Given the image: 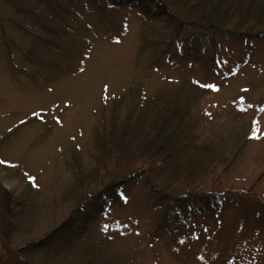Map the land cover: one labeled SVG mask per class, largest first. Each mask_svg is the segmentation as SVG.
I'll list each match as a JSON object with an SVG mask.
<instances>
[{
	"label": "rangeland",
	"instance_id": "1",
	"mask_svg": "<svg viewBox=\"0 0 264 264\" xmlns=\"http://www.w3.org/2000/svg\"><path fill=\"white\" fill-rule=\"evenodd\" d=\"M165 1L186 22L264 27V14L230 10L234 0H219L217 9L210 0ZM57 2L64 8L0 0L2 222L22 264H264V206L246 189L264 196V37L231 40L188 28L153 58L140 7ZM39 17L64 24V34L48 33ZM191 39L198 43L192 51ZM210 82L218 91L202 87ZM181 105L189 111L183 136L195 143L174 152L165 164L170 176L163 172L157 183L174 197L217 191L235 197V206L225 201L188 215L186 205L161 201L140 177L95 211L100 188L126 173L105 168L112 155L147 147L159 128L177 123L164 120ZM122 131L123 144L113 145ZM230 186L246 188L220 192ZM73 211L78 223L61 238L30 247ZM165 217L170 227L156 230ZM7 254L0 242V261Z\"/></svg>",
	"mask_w": 264,
	"mask_h": 264
},
{
	"label": "trees",
	"instance_id": "2",
	"mask_svg": "<svg viewBox=\"0 0 264 264\" xmlns=\"http://www.w3.org/2000/svg\"><path fill=\"white\" fill-rule=\"evenodd\" d=\"M104 1L106 0H98L99 4H101ZM245 1L246 0H234V2H232L229 6L230 10H236L240 8L241 9L240 12L244 11V16H247V14H249V15H253V17L255 18L261 19V17L264 14V0L262 1L263 4L261 5L260 8H257V6L254 5L253 0H247V2L245 3L246 5L241 6L242 4H244ZM48 2L53 4V7L58 10L64 8V6L59 4L57 0H48ZM111 2L115 6L125 5L129 3L140 7L149 26L148 28L149 34L147 39H150L152 41V45L154 44L152 46L153 58L162 56L165 52H167L170 46L175 42V39H177V37L179 36V33L183 31L185 32V30L188 28L193 29L191 30L193 31L191 32L192 34L201 31L206 34H211L212 36L215 37L216 34L222 33L228 36V38H230L231 40L247 39V38L256 39V38L264 37V27L257 30L254 29L253 25L252 26L243 25L241 23L240 25L238 24L233 28L232 27L227 28L224 26L225 23H223L226 21L222 20L223 26H220L214 23L210 19L207 20L206 24L195 21L186 22L183 19H180L172 11L171 7L167 6L165 0H111ZM196 2L206 3L208 2V0H188V2L187 1L185 2V6ZM210 3L212 4L214 9H217L221 6V1L219 2V0H210ZM65 16L67 17V15ZM39 19L41 25L48 28L49 30L48 33L50 34L55 33L57 39H59V37L64 34L63 32L64 24H62V26L60 27L59 24H52V22H47L44 19H41L40 17ZM261 26H264V22H262ZM42 37L45 40H49L45 34H42ZM202 37L205 41L204 36ZM212 41H213L212 42L213 45H216V40L213 39ZM192 43L193 44L191 46L190 51L193 50L195 44H198L196 40H192ZM208 85H213L216 88L215 83L210 82L208 83ZM204 89H206V91L212 90V88H206V87ZM188 113L189 111L186 105L184 106L181 105L175 108L173 110V117L172 116L167 117L164 120V124L165 125L167 124L166 126H168V124L173 120H178L177 123L174 126H171V128L166 131L163 130L161 131V129L163 128H159L160 131L154 134L155 137L152 140H148L146 142L147 147L139 148L138 146H135L133 149L126 151V153L125 152L121 154L116 153L115 155H112L114 157L113 162H111L110 164H106L105 168L108 170H113L118 166H122L121 167L122 170H125L126 173H122V175H120L117 179H114L113 181L105 184L103 187L100 188V190L97 193V197L95 198V200L97 201L96 203L98 204V205H94L96 208L95 211L100 210V208L106 207L107 202L114 198L113 193H115L116 191L118 192L121 188L126 186L129 180L133 178L143 177L145 181H147L151 192L153 194L158 195L160 197V200L163 202L167 203L169 199L174 197L172 196L173 192L165 190L157 183L156 177H158L159 175H163L164 174L163 172L166 171H167V175L170 176L171 170H168L167 165H165L167 164L168 159L172 157L174 152L178 151L182 147H185L187 145L189 146L195 143V139H191L190 135H188L186 139L183 136V132H184L183 127L185 126V122H186L185 118L187 117ZM126 127L128 126H126L125 124V128ZM122 132H123V136L120 139L122 141L116 142L115 140V143L113 145L119 146V144H123L125 137H124V131ZM127 137H129L128 132H127ZM230 187L231 188H227V189L224 188L220 190V192L223 193L230 190L237 192V191H242V189L246 188V187H239L237 189H233L232 186ZM246 189H248L249 192L252 193L251 195L253 196V198L257 199V203H259V205L264 206V196L258 194L257 192H254V190L250 187ZM180 193H181L180 196L174 197L173 199L187 206L188 215H191L193 212L198 213L205 208H207V211L208 208H213V207L215 209H218L219 207H223L225 201L227 203H233L234 206L236 204L235 197L221 196V194L217 191L214 192L211 191L207 193H203V192L197 193V192H191L189 189H186L184 193L182 191ZM228 193H232V192H228ZM21 196L22 193H20V196L17 197L20 198L16 202L17 205L21 204L22 202ZM122 197L124 196L122 195ZM221 197H223L224 199H222ZM7 198L8 195H4V205H3L4 209ZM173 199H171L168 202L174 201ZM191 202L193 203L195 202L194 206H190ZM256 205L258 204H255V206ZM84 210L80 211L79 213L83 214ZM78 215L76 211L71 212L69 217L65 221H63L61 224L56 226L43 239L37 241L35 244L30 245V247L36 248L37 246H43L49 242H52L53 240L61 238L67 230L73 227L74 223H78L79 220ZM166 218L167 217L163 219L162 221L163 223L159 224V227L156 230H160L161 227H163V229L170 227ZM13 225L14 223H11L10 226L13 227ZM183 226L186 225L184 224ZM159 232L160 231L156 233ZM5 236L9 240V236H7L6 232H5ZM30 247H27L26 250H28Z\"/></svg>",
	"mask_w": 264,
	"mask_h": 264
},
{
	"label": "water",
	"instance_id": "3",
	"mask_svg": "<svg viewBox=\"0 0 264 264\" xmlns=\"http://www.w3.org/2000/svg\"><path fill=\"white\" fill-rule=\"evenodd\" d=\"M5 188V184L0 178V242L1 245L8 251L7 256L2 261H0V264H22L23 257L20 255L19 251L7 240L4 233L2 213Z\"/></svg>",
	"mask_w": 264,
	"mask_h": 264
},
{
	"label": "snow or ice",
	"instance_id": "4",
	"mask_svg": "<svg viewBox=\"0 0 264 264\" xmlns=\"http://www.w3.org/2000/svg\"><path fill=\"white\" fill-rule=\"evenodd\" d=\"M81 70H83V69H81ZM202 87L212 88L213 90L218 91V89L215 88V86H213V85H202ZM105 90L107 91V88H106ZM249 107H251V105H249ZM241 110L243 111L244 109L242 108ZM33 115H34V116H37L38 114H37V113H33ZM22 123H23V121H22ZM57 123H61V121L57 120ZM252 138H258V137H257V136L255 135V133H254V135H253ZM5 163H6L5 161L0 160V165L5 164ZM30 179H31V178H30ZM34 186H36V185L34 184ZM122 198L125 199V201H126V199H127L126 197H122ZM107 229H108V226L105 225V226H104V230L107 231Z\"/></svg>",
	"mask_w": 264,
	"mask_h": 264
}]
</instances>
